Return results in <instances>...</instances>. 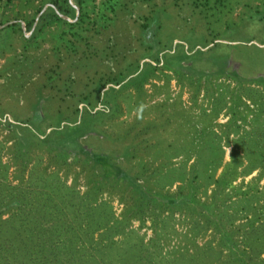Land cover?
Masks as SVG:
<instances>
[{
	"label": "trees",
	"instance_id": "1",
	"mask_svg": "<svg viewBox=\"0 0 264 264\" xmlns=\"http://www.w3.org/2000/svg\"><path fill=\"white\" fill-rule=\"evenodd\" d=\"M130 1L39 0L34 12L22 19L32 30L28 38L53 24L57 30L52 33L65 42V48H81L83 58L104 57L126 47L119 42L110 45L109 39L105 43L93 40L107 34L109 25L117 32ZM135 1L150 6L149 14L138 13L145 18L140 37L142 44L157 51L140 67L137 63L132 70L99 78L95 92L108 82L121 83L135 71L122 86L130 83L140 92L161 61L163 68L174 72L189 67L182 61L193 54L185 52L182 44L177 62L172 59L177 50L172 52L171 45H163L166 51L162 57L157 55L162 49L158 47L162 6L156 8L154 0ZM13 2L0 0V5ZM191 4L209 15L224 0H192ZM11 18L17 19L16 15ZM9 19L2 13L0 23ZM17 27L21 28L20 21L5 24L0 37ZM213 59L218 67L206 74L209 110L201 107L199 113L206 119L201 129L208 131L191 142L194 147L175 138L166 145L177 147L176 152L158 149L151 155L147 151L145 158V150L140 153L137 148L155 145L150 135H143L156 130L158 122L152 118L144 123L137 120L127 128L126 133L135 132L117 155L85 148L78 137L97 130L102 118L115 112V102L108 110L93 111L95 105L87 93L81 98L87 104L83 107L86 115L78 123H64L62 129L53 128L43 138L38 127L16 124L19 130L10 145L15 166L12 178L8 176L10 163L0 153V264H264V182L260 183L264 177V78H243L227 68L222 54ZM220 74L236 79V84L229 88L226 83L222 91L214 89L211 79ZM110 89L115 91L113 96L107 93ZM117 91L107 87L101 95L103 103L115 98ZM221 110L228 117L215 121ZM218 125L221 132L215 129ZM116 135L121 138L124 132ZM41 142H46L49 152L43 165L30 147ZM225 146H230L227 159ZM1 147L0 141V151ZM253 171L256 174L245 180ZM81 174L83 189L77 186ZM105 192L118 195V213L103 196ZM135 220L139 221L136 226ZM146 220L149 235L141 231Z\"/></svg>",
	"mask_w": 264,
	"mask_h": 264
},
{
	"label": "rangeland",
	"instance_id": "2",
	"mask_svg": "<svg viewBox=\"0 0 264 264\" xmlns=\"http://www.w3.org/2000/svg\"><path fill=\"white\" fill-rule=\"evenodd\" d=\"M38 1L14 0L8 5H0V17L4 13L10 18L3 23L20 21L21 27L13 28L10 33L0 37V153L2 160L10 163V178L13 177L15 169L10 145L13 143L12 137L19 130L15 125L21 123L38 127L39 136L43 138L53 128L62 129L64 123H78L86 115L83 107L87 104L81 99L85 93L95 105L93 111L98 108L108 110L110 103L115 102V112L106 115L99 124L96 122L97 130L83 132L78 137V142L87 149L105 150L117 155L132 140L134 129L126 133L132 123L137 120L144 123L145 120L155 118L158 122L156 130L143 133L150 135L149 141L155 145L148 148L140 145L137 148L140 153L145 150L142 154L147 158V151H151L148 154L158 149H164L170 154L176 152L177 147L171 144L167 146V141L179 138L186 141L189 147H194L191 142L207 133V127L201 129L206 119L203 116L200 118L199 113L201 107L208 109L210 105L206 96V74L215 72L218 67L213 57L222 54L226 58L227 68L243 78H264V0H224L223 6L209 15H204L198 7H194L192 0H154L156 8L162 6L158 17V47L162 49L157 55L163 56L166 51L163 45H171L172 52L177 50L172 58L177 62L179 59L175 56H180L178 49L181 44L185 52L193 55L182 61L183 66L189 67L180 72V69L174 72L172 69L163 68L162 61L158 63L155 75L143 83L140 92L130 83L122 86V82L137 71L124 77L121 83H106L100 92H95L94 87L99 78L105 79L110 73L132 70L137 63L140 67L157 51L156 48L150 49L141 43L140 24L145 18L138 13L149 14L148 3L131 0L127 10L122 12L124 20L117 24V32L113 33L114 28L109 25L107 34H98V38L93 40L97 42L100 38L105 43L109 39L110 45L119 42L126 48L113 55L83 58L81 48L72 51L65 48V42L57 39L52 33L57 30L53 24L44 27L34 38H28L32 30L26 27L22 17H29ZM46 6L47 4L43 9ZM14 15L17 17L15 20L11 18ZM36 18L37 15L32 27ZM199 49L207 51V54L198 53ZM152 63L155 64L154 61ZM197 72H200V76ZM220 75L211 79L214 89L222 91L226 83H229V88L236 84V79ZM109 86L118 91L115 98L103 103L102 92ZM107 93L113 96L115 91L110 89ZM75 105L78 110L73 111ZM227 117L221 110L215 121L224 122ZM9 122L12 125L8 126ZM215 129L221 132L219 125ZM120 132H124L123 137H115ZM30 147L34 153L40 155L42 165L47 163L49 152L46 142ZM181 149L179 151H183ZM225 149L227 159L230 146H225ZM158 160L156 158L155 164ZM255 174L256 171H253L245 180ZM71 178L72 174L67 181L71 182ZM83 181L81 174L77 178V186L81 189L84 187ZM262 182L264 177L260 183ZM103 196L110 199L118 213L121 209L118 195L105 192ZM138 223V220L133 221L135 226ZM148 225L149 220H146L141 228V231H146V235L151 232ZM172 242L173 240L168 245L171 246Z\"/></svg>",
	"mask_w": 264,
	"mask_h": 264
},
{
	"label": "water",
	"instance_id": "3",
	"mask_svg": "<svg viewBox=\"0 0 264 264\" xmlns=\"http://www.w3.org/2000/svg\"><path fill=\"white\" fill-rule=\"evenodd\" d=\"M4 24H5V23H3V24H0V27H2Z\"/></svg>",
	"mask_w": 264,
	"mask_h": 264
}]
</instances>
